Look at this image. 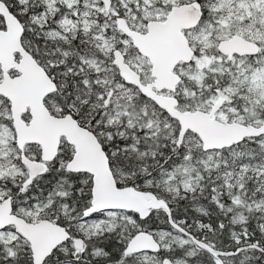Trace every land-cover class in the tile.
Listing matches in <instances>:
<instances>
[{
  "label": "snow or ice",
  "instance_id": "6c2138e0",
  "mask_svg": "<svg viewBox=\"0 0 264 264\" xmlns=\"http://www.w3.org/2000/svg\"><path fill=\"white\" fill-rule=\"evenodd\" d=\"M0 264H264V0H0Z\"/></svg>",
  "mask_w": 264,
  "mask_h": 264
}]
</instances>
